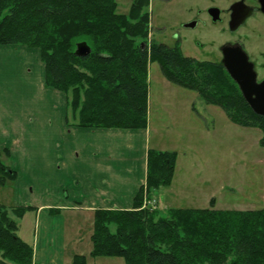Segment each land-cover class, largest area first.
Here are the masks:
<instances>
[{"label": "trees", "instance_id": "1", "mask_svg": "<svg viewBox=\"0 0 264 264\" xmlns=\"http://www.w3.org/2000/svg\"><path fill=\"white\" fill-rule=\"evenodd\" d=\"M149 0H133L117 14L115 0H0V47L38 52L43 86L66 99L67 112L80 129L145 130L148 66L157 64L170 84L192 91L220 108L242 128L261 132L264 117L255 115L221 63L185 57L179 44L147 43ZM90 54L75 56L77 44ZM0 186L14 172L2 162ZM177 154L149 150L146 181L131 211L96 210L90 259L121 258L124 264H264V208L255 211L169 209L166 217L139 210L149 197L171 186ZM32 207L7 210L0 205V264H36L33 250L17 237V224ZM72 264H87L74 256Z\"/></svg>", "mask_w": 264, "mask_h": 264}, {"label": "rangeland", "instance_id": "2", "mask_svg": "<svg viewBox=\"0 0 264 264\" xmlns=\"http://www.w3.org/2000/svg\"><path fill=\"white\" fill-rule=\"evenodd\" d=\"M132 1L115 0L117 14H127ZM231 1L149 0L146 8L149 16L147 43L163 44L170 48L179 44L185 57L221 63L220 47L230 39V34L222 32L219 24L214 25L207 17L206 10L211 7L225 8ZM195 21L199 22L196 28L186 27ZM253 21L250 20L251 64L262 61L259 53L263 40L262 36L252 38L251 33L257 36L256 32L261 31ZM246 33L247 28L243 27L234 35V39L242 38ZM21 49L6 50V55L0 58V69L3 70L4 65L7 69L11 68V84H6L9 80L0 71V122L14 115L19 106L32 112L60 110L58 98L63 96L55 91L50 94L53 99L44 97L41 64L35 53ZM259 64L254 70L258 82L264 79V69H260ZM22 84L24 86H19ZM13 86L15 89L6 92V89ZM15 90L22 91V100L14 99ZM147 91L150 148L156 149L160 144V148L165 151L175 152L178 159L172 186L170 189L162 188L165 193L157 194L159 200L152 198L156 203L152 212L166 217L169 209L206 210L210 209L211 199H214L213 210L216 211L263 209L264 148L259 146L261 132L231 123L220 108L207 105L192 91L168 83L155 63L148 66ZM59 116H53L55 122ZM70 118L68 113L69 124L72 123ZM50 121L54 128V120ZM38 122L37 119L29 118V125L22 126L20 132H17L16 146L28 150L27 154L31 151L32 156L42 148L38 146L41 139H44V131L35 126ZM9 123L10 119L7 124ZM1 126L4 128V124ZM47 154L48 151L42 149L39 156L32 159V162L37 161L33 162L36 168L31 169V176L39 174L40 168L49 165ZM1 160L8 168L11 166L5 156L1 155ZM37 162H40L39 167ZM31 181L27 183L29 187H26V193H13V187L17 185L11 181L0 186V205L9 211L16 207L36 206L39 183ZM20 186L21 189L25 188L24 183ZM26 215L22 221V218L18 220L9 213V217L17 224V237L31 243L35 216L34 213ZM62 216L67 219L65 229L71 223H78L82 227V243L72 244L70 247H78L80 255L87 257L91 244L86 237L92 234L93 221L87 215L82 220L71 213H64ZM87 258L88 264H124L121 258L90 259L89 255Z\"/></svg>", "mask_w": 264, "mask_h": 264}, {"label": "crops", "instance_id": "3", "mask_svg": "<svg viewBox=\"0 0 264 264\" xmlns=\"http://www.w3.org/2000/svg\"><path fill=\"white\" fill-rule=\"evenodd\" d=\"M21 48L35 53L40 62L38 52L25 47H0V58L5 56L7 51H19ZM10 69L5 65L3 70L0 69L4 72L5 79L9 80L6 84H11ZM43 77L44 67L41 64L44 97L51 100L53 98L50 94L55 91L44 89ZM10 89H15V86L6 89V92ZM13 94L14 99L22 100L21 90H15ZM58 100L60 110L32 112L19 106L14 115L9 116L7 120L2 117L0 122V152L7 149L11 165L9 170L14 172L16 177L13 182L17 186L14 185L13 193H26V187H29L27 183L31 180L39 183L36 193L38 204L28 213H34L35 216L33 238L31 243L21 239L32 248L33 262L36 264H72L73 257L81 256V253L78 247L72 249L70 246L81 244L84 234L80 235L82 227L78 223L66 225L65 229L67 219L62 215L71 213L81 220L87 215L93 221V213L96 210L131 211L135 196L140 187L145 185L147 152H166L160 148L159 143L156 149L150 148L148 122L145 130L138 131L80 129L71 118L72 123L68 122L65 97ZM53 116H59L57 122ZM29 118L39 120L35 126L44 131V139H41L38 146L42 148L33 156L31 151L27 154L28 150L16 146L17 132H20L22 126L29 125ZM9 119L10 123L7 124ZM50 120H54V128ZM3 124L4 128L1 126ZM42 149L48 151L49 165L40 168L36 176H31V169L36 168L33 162L37 161L32 162V159H35L36 155L39 156ZM37 164L39 167L40 162ZM21 183H24L25 188L21 189ZM159 192L165 193L160 189L154 192L152 197L159 200ZM90 236L91 234L86 237L88 243ZM90 251L91 247L88 249V255Z\"/></svg>", "mask_w": 264, "mask_h": 264}, {"label": "water", "instance_id": "4", "mask_svg": "<svg viewBox=\"0 0 264 264\" xmlns=\"http://www.w3.org/2000/svg\"><path fill=\"white\" fill-rule=\"evenodd\" d=\"M218 11L210 9L209 14L212 22L218 20ZM248 18L247 12H243L239 18H233L229 24V29L234 32ZM196 22L188 24L187 28H194ZM90 54V48L85 43L77 44L75 56L85 58ZM221 65L230 79L236 84L241 96L251 111L264 117V79L257 81V75L254 71L253 64L248 62L247 56L239 47L225 46L221 49Z\"/></svg>", "mask_w": 264, "mask_h": 264}, {"label": "flooded vegetation", "instance_id": "5", "mask_svg": "<svg viewBox=\"0 0 264 264\" xmlns=\"http://www.w3.org/2000/svg\"><path fill=\"white\" fill-rule=\"evenodd\" d=\"M223 2H227L228 0H222ZM210 9H216L218 11L217 17L218 20L216 22H212V18L209 14ZM247 12L248 18L245 20V22L238 27V29L234 32H231L229 29V24L233 18H239V16L242 15L243 12ZM206 15L209 18V20L214 24V25H220L221 26V31L224 33H229L230 34V39L226 42H224L221 47H220V55H221V49L225 46L228 47H239L244 54L247 56L248 62L250 63V20H254L253 22L256 23L259 29L261 31L256 32L257 36L252 34V38L254 37H261L263 38L262 43H261V49H260V55L262 57V62L261 64L258 63H252L255 67L260 65V69H264V0H232L231 3L225 7V8H220V7H211L206 10ZM196 20V19H195ZM256 20V21H255ZM196 25L194 28L198 26V21H195ZM247 28V33L244 35L242 38H235L234 35L238 33V31L243 28ZM234 39V40H232ZM259 42V41H258ZM222 57V55H221ZM257 65V66H256Z\"/></svg>", "mask_w": 264, "mask_h": 264}, {"label": "built area", "instance_id": "6", "mask_svg": "<svg viewBox=\"0 0 264 264\" xmlns=\"http://www.w3.org/2000/svg\"><path fill=\"white\" fill-rule=\"evenodd\" d=\"M156 203L153 202V200L149 199L145 194L142 199V207L140 210H149L154 211L155 210Z\"/></svg>", "mask_w": 264, "mask_h": 264}]
</instances>
